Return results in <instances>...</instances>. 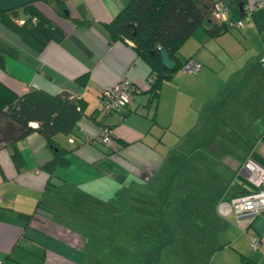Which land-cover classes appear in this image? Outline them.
<instances>
[{
    "label": "crops",
    "instance_id": "1",
    "mask_svg": "<svg viewBox=\"0 0 264 264\" xmlns=\"http://www.w3.org/2000/svg\"><path fill=\"white\" fill-rule=\"evenodd\" d=\"M213 1L226 5L228 24L238 8L235 0ZM242 1L243 12L248 6L249 13L241 26L213 36L205 25L195 27L177 56L197 62V70L178 68L149 101L148 63L128 39L110 40L103 27L127 0H60L66 9L62 12L56 10V0L31 1L63 31L62 38L49 39L40 50L0 21V39L13 48L0 67L3 84L15 93L39 88L85 101L76 134L54 135L66 148L67 163L54 165L50 173L42 167L51 150L41 134L33 131L15 142L18 166L11 148L0 144V264H97L96 224H109L118 210H129L121 208L122 197L137 188L145 196L153 180L159 181V189H153L151 202L160 211L166 185L174 178L178 184L184 171L188 194L217 196L210 210L216 212L222 240L207 253V264H264V210L236 214L220 209L222 201L250 188L240 173L244 160L263 164L251 155L250 144L260 155L264 0ZM257 1L261 4L255 5ZM8 14L17 23L26 17L23 5ZM83 74L84 82L79 80ZM121 77L135 86L134 98L103 113L99 94ZM104 130L110 133L108 144L98 139ZM162 210L163 217L167 208ZM253 239L258 240L255 248ZM136 253L143 261V251Z\"/></svg>",
    "mask_w": 264,
    "mask_h": 264
},
{
    "label": "trees",
    "instance_id": "2",
    "mask_svg": "<svg viewBox=\"0 0 264 264\" xmlns=\"http://www.w3.org/2000/svg\"><path fill=\"white\" fill-rule=\"evenodd\" d=\"M234 2L238 7V1ZM213 3V0H127L109 21L103 23L110 40L128 39L136 54L148 63L151 80L147 89V101L153 99L161 82L181 67L184 61L177 56V51L195 27L205 25L210 36L231 27L223 20L212 18L210 13ZM56 5L57 11L66 10L60 0H56ZM23 6L26 17L21 23L11 19L9 10L0 11V21L14 30L25 44L40 50L49 39L62 38V29L31 2ZM237 10L231 20L244 13L243 8L241 14H238ZM159 47L165 48L174 61L172 68L166 69L161 64ZM7 53H13V48L0 39V67ZM86 77V74H83L79 80L84 82ZM84 105L82 98L67 92L50 93L32 88L15 93L0 81V144L11 148L10 157L18 166L20 156L15 142L33 131L41 134L51 150V158L42 167L50 173L54 165L67 163L63 157L66 148L58 144L54 135L76 134V121L83 114ZM260 137H264V131L260 133ZM253 149L252 143L251 155L264 166V158ZM144 255L149 259L146 257L147 253Z\"/></svg>",
    "mask_w": 264,
    "mask_h": 264
},
{
    "label": "rangeland",
    "instance_id": "3",
    "mask_svg": "<svg viewBox=\"0 0 264 264\" xmlns=\"http://www.w3.org/2000/svg\"><path fill=\"white\" fill-rule=\"evenodd\" d=\"M184 172V176L187 175ZM184 176L178 179V184L174 178L172 184L166 185L167 200L160 211L154 209L151 202L156 197L152 194L153 189H159L158 180L149 182L145 196L139 194L140 189L137 188L122 197L121 208L126 207L130 211L118 210L115 220L109 224L101 221L99 226H95L98 227L95 233L100 238L94 239V245L99 247L97 264H207V253L216 242L222 240L220 227L216 224V212L212 211L217 196L214 188H210L215 195L211 198L200 193L194 196L188 194L186 190L190 188L187 181H183ZM143 199L148 202L145 203ZM162 208H167L163 217ZM199 217L209 220L198 221ZM139 249L143 251V261L142 256L137 258ZM129 252L131 256L125 255ZM144 253L149 259L145 258Z\"/></svg>",
    "mask_w": 264,
    "mask_h": 264
},
{
    "label": "built area",
    "instance_id": "4",
    "mask_svg": "<svg viewBox=\"0 0 264 264\" xmlns=\"http://www.w3.org/2000/svg\"><path fill=\"white\" fill-rule=\"evenodd\" d=\"M261 1H257L255 5H260ZM247 9V10H246ZM226 5L222 1H214L211 9V16L215 20H223L226 15ZM247 13H249L248 6L245 7V12L234 20H231L229 24L231 26L239 27L243 24V21L247 20ZM198 68V63L186 59L181 69L186 72H194ZM136 89L133 83L127 78L121 77L114 84L102 89L99 94V110L103 113H109L117 110L122 105L131 102L134 98ZM73 96L78 97L76 94ZM103 143L110 142L109 130H104L98 138ZM264 158V145L260 151ZM240 173L244 179L250 185V188L245 192L231 196L227 201L220 203V209L223 213L228 210H232L236 214H256L264 210V166L255 162L253 159L246 158L241 164ZM258 244L257 239L251 241V247L255 248Z\"/></svg>",
    "mask_w": 264,
    "mask_h": 264
},
{
    "label": "water",
    "instance_id": "5",
    "mask_svg": "<svg viewBox=\"0 0 264 264\" xmlns=\"http://www.w3.org/2000/svg\"><path fill=\"white\" fill-rule=\"evenodd\" d=\"M31 1L33 0H0V11H7L10 9H14ZM242 4L243 1L239 0L238 7L240 14L242 13V8H241ZM158 53H159L160 62L166 69H170L174 66V61L169 57L165 48L159 47Z\"/></svg>",
    "mask_w": 264,
    "mask_h": 264
}]
</instances>
